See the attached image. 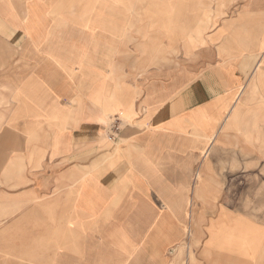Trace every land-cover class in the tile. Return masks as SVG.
Here are the masks:
<instances>
[{"label": "crops", "instance_id": "0c3cea01", "mask_svg": "<svg viewBox=\"0 0 264 264\" xmlns=\"http://www.w3.org/2000/svg\"><path fill=\"white\" fill-rule=\"evenodd\" d=\"M69 1L0 0V264H257L218 198L264 169V0Z\"/></svg>", "mask_w": 264, "mask_h": 264}, {"label": "rangeland", "instance_id": "374dc122", "mask_svg": "<svg viewBox=\"0 0 264 264\" xmlns=\"http://www.w3.org/2000/svg\"><path fill=\"white\" fill-rule=\"evenodd\" d=\"M78 1V0H77ZM89 3L90 6H96L99 0H84ZM66 2L69 0H57L59 8L63 5L66 6ZM131 0H124L123 7H132L134 4L138 6H143L140 3H132ZM155 5L163 6L165 3L162 0L155 1ZM180 22H186L187 26L191 25V19L187 16H182ZM189 44L186 48L188 49ZM9 55L6 48L0 47V56ZM2 63H0V71H2ZM9 95H0V126L2 122H5L8 114L11 112L10 107L11 100H9ZM5 107V109H3ZM115 118V117H114ZM113 117L107 120V123L114 119ZM126 120L125 118H123ZM127 121V120H126ZM114 123V122H112ZM121 127H123L125 122H120ZM221 191H219V209L228 212L230 215L238 216L241 220L249 222L257 227L264 230V169H255L251 172L231 175L228 177H223L221 179ZM187 197H190L191 192H187ZM234 214H232V213ZM205 226V224H204ZM190 228V226H189ZM187 231L189 229L187 228ZM193 236V235H192ZM201 240L198 239V244L196 247L193 245L194 239L186 238L185 244L178 249L174 248L170 250V257H177L178 253L181 251V261L182 264H255V262L249 259L238 258L235 256H230L226 252H220L215 250L210 252L206 242V236L202 233ZM200 242V243H199ZM228 261V262H227ZM231 261V262H229ZM257 264H264V258L260 260Z\"/></svg>", "mask_w": 264, "mask_h": 264}, {"label": "built area", "instance_id": "2783aa9c", "mask_svg": "<svg viewBox=\"0 0 264 264\" xmlns=\"http://www.w3.org/2000/svg\"><path fill=\"white\" fill-rule=\"evenodd\" d=\"M113 122L116 125L119 122L118 118L113 119ZM116 129H117V127H116Z\"/></svg>", "mask_w": 264, "mask_h": 264}, {"label": "bare ground", "instance_id": "6f19581e", "mask_svg": "<svg viewBox=\"0 0 264 264\" xmlns=\"http://www.w3.org/2000/svg\"><path fill=\"white\" fill-rule=\"evenodd\" d=\"M96 102V101H95ZM113 106V105H112Z\"/></svg>", "mask_w": 264, "mask_h": 264}]
</instances>
